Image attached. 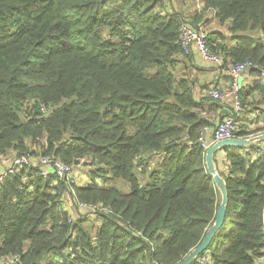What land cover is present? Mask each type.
<instances>
[{"label": "trees", "instance_id": "1", "mask_svg": "<svg viewBox=\"0 0 264 264\" xmlns=\"http://www.w3.org/2000/svg\"><path fill=\"white\" fill-rule=\"evenodd\" d=\"M191 2L200 11L186 15ZM209 15L224 28H207ZM182 23L207 32L218 67L255 64L230 117L236 138L264 132V0H0V161L54 156L89 176L78 186L35 167L7 175L0 264H180L204 240L220 197L201 139L220 122L203 106L219 102L196 99L178 72L191 59ZM241 111L255 112L253 130ZM257 149L222 148L228 202L212 264L263 262Z\"/></svg>", "mask_w": 264, "mask_h": 264}, {"label": "built area", "instance_id": "2", "mask_svg": "<svg viewBox=\"0 0 264 264\" xmlns=\"http://www.w3.org/2000/svg\"><path fill=\"white\" fill-rule=\"evenodd\" d=\"M180 45L182 46L186 54H190L193 49H196L203 60V62L219 65L221 64V56L213 52L208 44L207 32L202 29H196L187 23H182L180 26ZM255 67V64L251 61L241 62L234 64L229 67V73L231 76V83L226 88H218L216 86H209L206 89L205 94L217 102L225 101L227 99H232L236 112L242 109V98L241 90L242 86L239 77L242 73L246 72ZM262 76H264V70L262 71ZM43 111H47L45 107L42 108ZM51 110H49L50 112ZM237 122L233 117H226L222 119L221 122L213 130V143L219 142L224 139L236 138L237 132ZM202 148L205 150L209 148V145L204 140L201 139ZM256 156L264 155V144L258 146L256 150ZM35 167L39 174L45 178L59 177L67 181V183L73 185L79 183L78 176L74 174V171L70 165L65 163L63 160L56 158L54 156L42 155L33 156L31 154H25L12 159L10 164L4 169L0 174V183L7 177V175L15 174L22 168ZM74 196L76 194L72 192ZM81 207L86 205L83 203L79 204ZM94 208V207H92ZM17 257V255L15 256ZM13 258H8L2 264H9L13 261ZM210 252L202 254L196 258L193 264H212ZM262 264H264V258L262 259Z\"/></svg>", "mask_w": 264, "mask_h": 264}, {"label": "crops", "instance_id": "3", "mask_svg": "<svg viewBox=\"0 0 264 264\" xmlns=\"http://www.w3.org/2000/svg\"><path fill=\"white\" fill-rule=\"evenodd\" d=\"M191 2L182 6L181 10L186 13V15H190L191 13H194L195 11H200V7ZM213 15H209L210 18V23L207 25V28H224V26H220L214 19ZM191 59L188 62L187 66L185 64H180L178 67V72L181 74L183 70L186 69V72L188 74V77L190 78L191 81H193V88H194V96L196 99L202 98L205 96L206 89L209 86H216L218 88H226L230 85L231 83V76L229 73V69L227 67H222V66H217V65H212L206 62H203L200 53L196 50L193 49L191 51ZM240 83L242 88L246 89H252L256 82V78L248 71L242 73L239 77ZM248 100L250 102H256L258 100V94L256 93H251L248 97ZM209 105L213 106V108L210 107L207 108ZM205 113L207 117L210 119L214 120L215 122L219 123L221 122L222 119H225L226 117H230L231 114L234 112V103L232 99H227L225 101H220L219 104H209L207 103L205 106ZM261 107V106H260ZM264 107V106H263ZM260 113V111H257V113ZM240 119L242 124L244 126H248L249 130H253L255 125L257 116L255 115V112L253 111H241L239 113ZM216 123V124H217ZM213 130L214 128L210 127L205 130V137L204 140L206 143L209 145H213ZM258 133H263V132H258ZM257 134L254 135H249L247 137L243 138H248L251 136H256ZM264 141H257L254 145L258 148V146L263 145ZM254 153V152H253ZM216 157H215V166L217 168V171L221 174L223 171H226L227 169V159H226V153L221 149L216 152ZM12 157H7L4 158L3 160L0 161V174L4 171V169L10 164L12 161ZM253 159V157H252ZM83 171H79V174L83 176ZM87 178V177H86ZM80 181V180H79ZM87 182V181H86ZM217 189V188H216ZM219 191V189H218ZM219 197H220V202H221V194L219 191ZM257 264H262L261 261H258Z\"/></svg>", "mask_w": 264, "mask_h": 264}, {"label": "water", "instance_id": "4", "mask_svg": "<svg viewBox=\"0 0 264 264\" xmlns=\"http://www.w3.org/2000/svg\"><path fill=\"white\" fill-rule=\"evenodd\" d=\"M257 141H264V132L257 133L256 136H251L248 138L239 137L233 139H224L214 143L206 149L205 153L207 171H209L212 175L214 184L216 188L220 191L221 202L219 205V210L217 212L216 219L213 225L207 231L204 240L200 243L199 246L194 248L180 264H193L197 257L206 253L217 231L223 227V223L227 213L226 205L228 202V189L224 177L220 175L219 171H217V168L215 166L214 155L223 147H248L254 145L255 143H257ZM143 189L144 188L141 187L138 190L141 191Z\"/></svg>", "mask_w": 264, "mask_h": 264}, {"label": "rangeland", "instance_id": "5", "mask_svg": "<svg viewBox=\"0 0 264 264\" xmlns=\"http://www.w3.org/2000/svg\"><path fill=\"white\" fill-rule=\"evenodd\" d=\"M193 3H194L193 6H195L196 3H195V2H193ZM240 152H243V150H241ZM78 168H80V167H78ZM76 170H77V169H76ZM76 170H74V174L78 176V179H79V180L82 179L84 182H86V181L89 180V176H88L87 173L83 172V173H82L83 176H82V175L79 174V171L76 172ZM82 170H83V169H82ZM80 171H81V169H80ZM86 177H87V178H86ZM83 181H80L79 183H77L78 186L83 185V184H84ZM118 182H119L120 185H123V186H124L123 181H118ZM69 197L72 198V200H74V196H73V195H69Z\"/></svg>", "mask_w": 264, "mask_h": 264}]
</instances>
